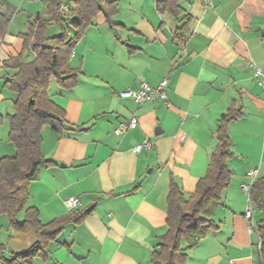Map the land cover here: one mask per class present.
<instances>
[{
  "label": "crops",
  "instance_id": "1",
  "mask_svg": "<svg viewBox=\"0 0 264 264\" xmlns=\"http://www.w3.org/2000/svg\"><path fill=\"white\" fill-rule=\"evenodd\" d=\"M123 1L134 14H115V29L98 14L75 45L69 68L80 71L78 85L63 90L51 83L50 97L65 110L71 130L62 136L43 131L42 152L53 164L32 182L28 205L43 224L76 212L88 216L68 225L48 256L33 264H153L167 233L170 186L186 198L195 192L217 147L219 120L232 106L243 115L228 126L231 184L222 201L203 212L218 229L191 249L184 242L183 252L186 264H260V240L249 230L241 186L264 177V91L255 76V69L264 72V0H180V14H160L157 0L147 6L149 14ZM67 5L70 10L72 2ZM187 21L184 37L176 38ZM28 28L9 30L0 62L22 51ZM11 74L0 67V160L16 155L7 120L16 95L4 88ZM163 81L167 104L139 105L120 96L143 82L157 88ZM133 117L137 127L116 135ZM146 138L154 147L135 153ZM250 170L257 171L255 179L247 177ZM72 197L81 206L70 211L65 201ZM253 208L256 226L263 215ZM36 241L35 232L14 231L0 215L5 255L25 253Z\"/></svg>",
  "mask_w": 264,
  "mask_h": 264
},
{
  "label": "trees",
  "instance_id": "2",
  "mask_svg": "<svg viewBox=\"0 0 264 264\" xmlns=\"http://www.w3.org/2000/svg\"><path fill=\"white\" fill-rule=\"evenodd\" d=\"M75 4V18L71 28L64 26L66 20L60 14L61 0H49L47 14L50 19L37 16L35 24L29 25L28 33L21 35L23 49L15 57H7L0 62L3 70L13 74L5 81L4 88L16 95L13 102V114L7 117L9 123L8 141L16 149L14 157L0 160V215L8 218L11 229L27 234L35 232L37 241L25 253L5 255V247L0 245V264H33L37 259L48 256V247L57 241L60 234L70 224H80L88 216L86 212H76L56 219L48 224L40 220V212L29 207L30 186L38 177L42 167L53 162L47 160L42 152L43 131L50 129L62 136L71 129L66 126L65 110L52 101L51 83L55 80L63 90L78 85L80 71L69 68L73 49L90 27L92 20L101 11L97 5L101 0H70ZM86 1L90 5L85 6ZM180 0H157L156 9L160 14H180ZM3 3V4H2ZM0 0V6L7 5ZM110 14H105L111 28L117 25L112 18L118 8V2L107 5ZM0 7V8H1ZM11 13H13L10 10ZM0 9V48L11 28L13 14ZM56 23L61 27L58 35L47 37L48 27ZM187 21L178 31L176 38L182 39ZM68 25V24H67ZM75 32L72 37L71 31ZM28 56L33 60L27 62ZM241 109L232 106L219 120L216 133L217 147L210 157L206 175L198 182L195 192L186 198L180 188L172 183L167 199V233L161 238L158 250L153 254V264H186L188 255L183 252V243L193 248L197 241L218 226L203 216V212L212 203H219L225 191L230 187L232 172L229 162L233 158L232 141L228 126L242 117ZM139 188L136 187L134 191ZM251 201L262 213L263 219L257 223L254 233L260 240V264H264V177L258 179L251 191ZM24 213V219L19 216Z\"/></svg>",
  "mask_w": 264,
  "mask_h": 264
},
{
  "label": "rangeland",
  "instance_id": "3",
  "mask_svg": "<svg viewBox=\"0 0 264 264\" xmlns=\"http://www.w3.org/2000/svg\"><path fill=\"white\" fill-rule=\"evenodd\" d=\"M117 0H101L99 1L97 5L101 6V11L98 12V18H103L104 14H110L111 9L107 5L111 2ZM122 1V5L118 2V8L115 14H134L132 12H129L127 8L124 6V1ZM7 5H2L0 8L3 12L10 14V10L13 12L11 14H14L13 16V25L11 26L10 30L11 32L16 31H22L21 29H25L29 27L31 24H35L36 18L38 15L41 16L43 19H50L51 17L47 14V7L49 0H7ZM130 3L132 4V7L139 11L141 9L148 8L147 6H153V0H130ZM3 4V3H2ZM68 0H61V5L68 6ZM90 1H86L84 4L83 9L85 6L90 5ZM75 4L72 3L71 9L67 11H62L60 7V14L68 20L67 23L64 24V26H68L71 28L70 22L75 18L73 9L75 8ZM17 9V11H16ZM149 8L147 9V14H149ZM52 24L48 27L47 30V37H52L55 35L60 34L61 27L57 25L56 23L51 22ZM68 24V25H67ZM73 32L71 31V34ZM247 198V197H246ZM204 216V215H203Z\"/></svg>",
  "mask_w": 264,
  "mask_h": 264
},
{
  "label": "built area",
  "instance_id": "4",
  "mask_svg": "<svg viewBox=\"0 0 264 264\" xmlns=\"http://www.w3.org/2000/svg\"><path fill=\"white\" fill-rule=\"evenodd\" d=\"M204 5H210L212 4L213 0H201ZM62 11H67L68 6L62 5L61 7ZM255 76L258 80L259 86L263 89L264 91V72L261 71L260 69H255ZM166 87H167V82L163 81L157 88H152L149 84L146 82H143L140 85V88L137 90H132V91H125L121 93V97L123 99H129L134 101L135 103L139 105H146V104H151L154 103L157 100L163 101L166 103L167 101V93H166ZM167 104V103H166ZM137 119L136 117H133L129 122L127 123H122L118 126V128L115 130V134L120 136L124 135L127 132L134 130L137 127ZM184 140V138H182ZM154 147L153 142L146 138L143 140V142L138 145L134 152L135 153H140L143 150H151ZM257 176V171L256 170H250L247 173V177L249 179H255ZM253 183H244L242 184L241 188L243 192L245 193L247 197V202H248V208L245 212V218L247 220V224L249 226V230L251 232H254V222H253V203L251 201V191L253 187ZM65 206L70 210H76L81 206V200L79 197H72L69 198L68 200L65 201Z\"/></svg>",
  "mask_w": 264,
  "mask_h": 264
},
{
  "label": "water",
  "instance_id": "5",
  "mask_svg": "<svg viewBox=\"0 0 264 264\" xmlns=\"http://www.w3.org/2000/svg\"><path fill=\"white\" fill-rule=\"evenodd\" d=\"M158 133H159V128L156 130V134H157V135H159ZM92 209H93V208L89 209L88 212H90Z\"/></svg>",
  "mask_w": 264,
  "mask_h": 264
}]
</instances>
